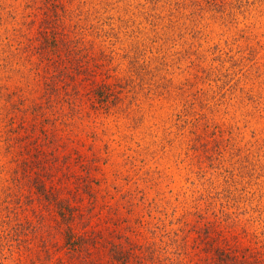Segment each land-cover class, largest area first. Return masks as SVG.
I'll list each match as a JSON object with an SVG mask.
<instances>
[{
  "label": "rangeland",
  "instance_id": "rangeland-1",
  "mask_svg": "<svg viewBox=\"0 0 264 264\" xmlns=\"http://www.w3.org/2000/svg\"><path fill=\"white\" fill-rule=\"evenodd\" d=\"M77 38L95 51L77 57ZM96 70L118 93L108 111ZM85 171L84 224L158 263H200L211 224L260 236L264 0H0V201L43 211L35 179Z\"/></svg>",
  "mask_w": 264,
  "mask_h": 264
},
{
  "label": "trees",
  "instance_id": "trees-1",
  "mask_svg": "<svg viewBox=\"0 0 264 264\" xmlns=\"http://www.w3.org/2000/svg\"><path fill=\"white\" fill-rule=\"evenodd\" d=\"M60 44L68 50L71 48L67 43L60 41ZM74 44L71 51L77 57L84 50H89L84 48L79 38ZM94 59L88 56L87 61L95 62ZM94 65L99 69L101 64L96 61ZM111 77L108 74L107 78ZM43 78L49 86L53 75L46 73ZM102 78L101 72L94 71L93 78L90 76L88 79L90 82L87 87H91L94 102L108 111L116 105L114 99L118 93L116 95L113 85ZM91 174V171H85L83 179H78V184L70 188L63 182L58 183L61 188H57L53 182L48 186L43 181L46 176L43 180L35 179L33 195L40 210L45 212L44 217L43 211H38L36 205L32 206L33 202H29L28 206L23 201L15 205L12 201H0V264H147L151 263L149 260L151 264H163L158 263L157 258L152 260L154 252H147L145 247L130 251L123 243L111 241L113 234H108V237L92 231L88 227L94 222L91 213L87 214V223L84 224L86 214L79 205V190L87 192L91 207H95L99 199L98 191L93 188L99 181L91 180ZM66 194L70 197H65ZM203 232V256L198 259L201 262L196 264H264V227L260 236L252 234L250 244H242L233 231L223 230L215 224L207 226ZM36 240L41 247L35 244ZM99 245L103 248L99 249ZM105 247H108L107 252ZM169 264L180 262L176 260Z\"/></svg>",
  "mask_w": 264,
  "mask_h": 264
}]
</instances>
